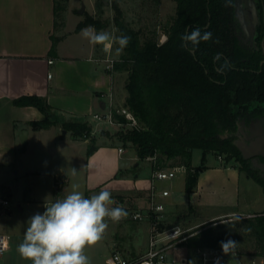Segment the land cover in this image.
<instances>
[{
	"label": "trees",
	"instance_id": "obj_1",
	"mask_svg": "<svg viewBox=\"0 0 264 264\" xmlns=\"http://www.w3.org/2000/svg\"><path fill=\"white\" fill-rule=\"evenodd\" d=\"M175 2L174 15L158 30L134 27L120 0H111L116 35H126L130 42L122 55L114 58L113 69L109 70L127 72L125 105L139 122L138 127L123 128L117 135L124 146L134 147L142 160L156 156L158 166L184 165L189 193L195 191L201 169L192 165L194 149L202 150L203 159L207 153L226 154L227 160L236 158L264 192V178L233 142L239 117L264 113V65H260L264 58V0L259 1L262 23L257 47H248L238 38L237 0ZM104 5V0H96L100 14ZM54 9L57 26L58 17L65 9L64 1L55 0ZM87 25L98 31L104 27L101 18L90 13H86L76 29ZM195 28L201 33L211 32L212 38L196 46L181 40L182 34ZM161 34L167 36L163 42ZM52 40L51 52H54L58 38L52 35ZM14 104L33 105L45 114L43 119L29 121L33 129H47L56 123L50 114L52 106L42 96L23 95ZM119 119L126 122L122 116ZM62 124L74 138L90 139L87 156L99 147L88 120L75 118ZM59 189L58 186L56 198L60 197ZM90 196L87 192L86 197ZM188 209L194 211L192 205ZM208 224L192 230L184 243L189 248L221 247V241L249 237L254 240L255 250L245 252L238 245L236 250L242 254H264V209L244 218L233 237L217 232L215 226Z\"/></svg>",
	"mask_w": 264,
	"mask_h": 264
},
{
	"label": "rangeland",
	"instance_id": "obj_2",
	"mask_svg": "<svg viewBox=\"0 0 264 264\" xmlns=\"http://www.w3.org/2000/svg\"><path fill=\"white\" fill-rule=\"evenodd\" d=\"M240 1L243 3L249 32L251 37H254L255 27L252 21L250 2L249 0ZM252 1L256 4L259 2V0ZM104 2L102 14L98 12L96 0H71L73 10L67 14L64 10L61 11L55 32L57 36H60L65 31H72L68 33L67 43L74 42L72 45L74 53L84 52L89 45V41L81 33L73 31L75 26L86 18V13L101 18L104 27L99 31L105 30L116 35L111 0H104ZM120 2L126 17L132 21L136 28L140 26L145 29L156 27L161 30V25L174 15L176 9L175 0H159V2L156 0H120ZM82 8L84 11L80 12ZM116 47L118 45L114 44L111 54L101 53L100 57H105L104 59L116 58ZM116 76L118 81L126 83V71L119 72ZM55 117L57 123L63 128L62 123L65 119H62L59 114ZM68 120H73V118ZM89 121L94 125L93 130L97 144L107 143L117 147V150L121 146L125 150H129L128 156L133 155L132 149L134 147L124 146L117 135L121 129H127L130 125H112L106 122H98L93 118ZM64 131L65 129L60 130L58 126H55L50 131L32 133L26 141H21L18 133L14 144L15 149L13 148V153L16 155L15 162L9 165H0L1 193L9 197L14 204L12 213L0 217V233L9 234L11 237L10 248L0 256V264H31L30 261L20 257L16 251L17 246L23 240L29 218L42 212V202L56 197L58 184L64 186L65 193V195L60 194L59 199L72 191L73 184H79L85 197L87 192L93 195L101 189L110 191L116 202L110 207L122 206L128 212V216L119 222L108 220V228L102 240L97 245L86 249V254L90 257L92 264H105L106 257L114 248L121 251L125 256H137L143 254L148 247L151 221L149 219L134 220L132 213L137 209L148 207L151 200V190L147 192L135 187L116 189L105 184L88 189L85 179H83V171H79L77 163L66 157L69 149L67 140L70 135L65 136ZM59 134L63 135L66 141L60 143ZM136 160L137 164H135ZM191 162L193 166L201 167L198 186L192 197L191 193L186 191L187 170L178 171L173 178L153 182L155 200L163 203L166 207L165 212L162 213L161 222L163 225L180 224L188 230L187 235L189 236L192 230L209 223L207 226H215L217 232L233 237V232L237 229L240 230V222L244 218L250 217L247 213L253 214L264 209V192L261 184L247 175V171L242 168L241 162L236 158L227 160L226 154L220 156L207 153L206 158L203 159L202 150L194 149ZM120 163L123 169L119 170L116 178L135 180L138 178L134 176L139 173L140 178L150 179L152 172L150 160H142L138 156L137 159L131 161L129 167H125L127 163L125 159H122ZM58 167L63 170L66 169L67 183H64V177H57L56 179ZM171 167L173 166H168V168ZM251 167L256 169L257 174L264 178V163L260 161L251 162ZM73 169L77 171L76 175H73ZM163 190H168L169 195L163 196ZM19 204L21 207H18ZM190 205L194 208L193 212L188 209ZM231 210L240 213L226 212ZM221 211L225 212L219 216H211V214ZM235 242L245 252L255 250L254 240L249 237H242ZM181 250L186 252L185 248Z\"/></svg>",
	"mask_w": 264,
	"mask_h": 264
},
{
	"label": "crops",
	"instance_id": "obj_3",
	"mask_svg": "<svg viewBox=\"0 0 264 264\" xmlns=\"http://www.w3.org/2000/svg\"><path fill=\"white\" fill-rule=\"evenodd\" d=\"M63 1L67 14L73 10L71 0ZM54 7L55 0H0V165L15 162L14 144L17 134L23 129L28 130V140L32 133L50 131L55 126L64 130L57 123V114L64 121L69 118L89 121L93 114L109 109L112 103L125 105L128 94L125 83L118 81L116 74L119 72L109 70L105 57H100L105 53L103 46L89 43L84 52L74 53V42L67 43L68 33L72 31L56 35ZM87 26L78 30L75 26L73 31L81 33ZM52 35L58 38L54 52H51ZM23 95L44 97L52 106L50 114L56 123L47 129H33L29 121L43 119L45 114L33 105H15L14 100ZM90 124L94 128L93 123ZM63 134L70 135L66 157L77 163L79 171H83L88 189L105 184L110 188L135 187L148 192L154 185L153 166L150 179L140 178L139 173L134 176L138 178L135 180L116 178L119 170L123 169L122 159L127 162L125 167L137 159L135 148L132 149L133 155L128 156V149L119 153L117 147L98 144L96 151L87 156L89 139L74 138L71 131L66 130ZM59 136L60 143L66 141L63 135ZM57 177H64V183L68 182L66 169L58 167ZM58 186L60 193L65 195L64 186ZM226 212L240 213L235 210Z\"/></svg>",
	"mask_w": 264,
	"mask_h": 264
},
{
	"label": "clouds",
	"instance_id": "obj_4",
	"mask_svg": "<svg viewBox=\"0 0 264 264\" xmlns=\"http://www.w3.org/2000/svg\"><path fill=\"white\" fill-rule=\"evenodd\" d=\"M81 35L92 45H102L106 54H111L114 44L118 45L115 48L117 57L122 55L130 42V37L126 35L116 36L105 30L97 31L93 26L82 29ZM211 38V32L201 33L199 28L181 35L182 41L190 42L193 46ZM72 173L76 175L77 171L73 169ZM80 187L79 184H73L70 193L45 204L43 213H36L29 218L23 240L16 249L22 259L31 264H92L86 249L102 240L108 220L119 222L128 216V212L122 206L110 207L116 203L110 191L101 189L85 197ZM237 245L230 239L221 241L224 255L234 254ZM3 250L6 249H0Z\"/></svg>",
	"mask_w": 264,
	"mask_h": 264
},
{
	"label": "built area",
	"instance_id": "obj_5",
	"mask_svg": "<svg viewBox=\"0 0 264 264\" xmlns=\"http://www.w3.org/2000/svg\"><path fill=\"white\" fill-rule=\"evenodd\" d=\"M167 36L162 35L161 41H165ZM107 67L113 69L114 58H106ZM52 62V60H51ZM51 76V74H49ZM112 103V102H111ZM122 116L126 122L119 119ZM93 118L98 122H106L112 125L130 127H138L139 122L135 114L127 107L118 106L114 103L110 108L102 112L93 114ZM119 153H125L124 147L118 148ZM148 160L153 161V181L170 179L175 177L180 170H187L184 165H175L171 168L168 166L156 165V156L148 157ZM1 190V188H0ZM154 185L151 187V200L146 209H137L132 213L134 220L143 221L149 219L151 221V230L146 251L138 256H125L121 251L114 248L105 259V264H264V254H242L236 249L234 254L230 256L224 255L220 246L202 245L189 248L185 243L188 237V230L180 224H173L166 226L162 224V213L165 212L166 207L163 203L155 200ZM163 196L169 195L168 190L162 191ZM54 198L46 200L42 203V212L45 211V204L54 202ZM14 208L12 200L0 192V217L9 215ZM10 235L0 233V251L2 256L10 248ZM185 248V251L181 249ZM233 259L236 263H233Z\"/></svg>",
	"mask_w": 264,
	"mask_h": 264
},
{
	"label": "water",
	"instance_id": "obj_6",
	"mask_svg": "<svg viewBox=\"0 0 264 264\" xmlns=\"http://www.w3.org/2000/svg\"><path fill=\"white\" fill-rule=\"evenodd\" d=\"M249 2L253 23L256 24L259 21V10L255 2L252 0H249ZM83 11L84 8L80 10V12ZM236 17L240 22L243 33L250 39L251 34L246 22L243 3L240 0H237ZM238 129L240 131V139L237 140L236 144L241 149L243 156L245 158L264 156V116L251 120L249 124L242 122L239 124ZM27 134L28 130L23 129L19 133L21 140H27ZM233 263H236L235 259H233Z\"/></svg>",
	"mask_w": 264,
	"mask_h": 264
},
{
	"label": "flooded vegetation",
	"instance_id": "obj_7",
	"mask_svg": "<svg viewBox=\"0 0 264 264\" xmlns=\"http://www.w3.org/2000/svg\"><path fill=\"white\" fill-rule=\"evenodd\" d=\"M260 1V0H259ZM257 8L259 10V21L255 24H254V27H255V33H254V37H251L250 39L247 37V35L245 33H243L242 29H241V26H240V22L237 18V22H236V33L238 35V38L240 40L241 43H243L244 45L248 46V47H257V41H256V38L258 36V30H259V26L261 25L262 23V17H261V13H260V7H259V2L257 4ZM252 21H253V18H252ZM254 42V43H252ZM264 59H261L260 61V65L262 67V65H264ZM262 69V68H260ZM264 116V113H257V114H250V113H247V115L243 116V117H239L238 121H237V130L235 132V135H234V140L233 142L236 143L237 140L240 139V131L238 129V126L240 123H246V124H249L251 120H254L256 118H261ZM262 157L263 156H256V157H251L249 158V161L250 162H257V161H260L261 163H264V161L262 160Z\"/></svg>",
	"mask_w": 264,
	"mask_h": 264
}]
</instances>
